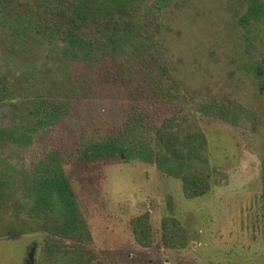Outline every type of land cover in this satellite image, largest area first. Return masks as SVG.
<instances>
[{
    "label": "trees",
    "instance_id": "1",
    "mask_svg": "<svg viewBox=\"0 0 264 264\" xmlns=\"http://www.w3.org/2000/svg\"><path fill=\"white\" fill-rule=\"evenodd\" d=\"M244 4L237 25L244 52L252 55L264 38V0ZM176 5L177 0H0V150L29 147L40 130L47 135L63 125L81 100L122 99L125 91L128 101L142 105L109 131L76 134L70 152L58 146L32 169L0 168V238L42 234L34 264H111L95 246L66 173L71 162L154 164L160 175L181 183L186 200L213 191L209 138L186 125L185 110L193 106L161 39L163 15ZM161 108L174 114L156 123ZM197 111L235 123L244 107L215 98ZM259 222L264 238V173ZM128 225L139 246H154L150 211ZM189 243L182 217L164 211L161 249L184 251Z\"/></svg>",
    "mask_w": 264,
    "mask_h": 264
},
{
    "label": "rangeland",
    "instance_id": "2",
    "mask_svg": "<svg viewBox=\"0 0 264 264\" xmlns=\"http://www.w3.org/2000/svg\"><path fill=\"white\" fill-rule=\"evenodd\" d=\"M244 10V0H177L162 18L161 39L170 69L193 106L185 110L186 125L204 131L210 141L207 174L213 191L209 195L186 200L181 183L160 175L154 164L117 161L83 166L71 162L65 166L95 246L111 264H264L259 222L264 173V38L252 55L244 52L237 25ZM123 93L122 99L78 101L63 125L47 135L40 130L29 147L1 149L0 168L32 169L58 146L70 152L76 134L120 126L129 112L142 107ZM215 98L238 102L244 112L235 123H226L197 111ZM173 114L161 108L156 123ZM151 134L154 137L153 130ZM145 211L151 213L155 234L152 248L139 246L128 225ZM164 211L182 217L189 249H161ZM41 240L39 234L0 238V264H27L28 254L32 250L35 258Z\"/></svg>",
    "mask_w": 264,
    "mask_h": 264
},
{
    "label": "water",
    "instance_id": "3",
    "mask_svg": "<svg viewBox=\"0 0 264 264\" xmlns=\"http://www.w3.org/2000/svg\"><path fill=\"white\" fill-rule=\"evenodd\" d=\"M27 264H34V256H33V252H32V250H31L30 253L28 254Z\"/></svg>",
    "mask_w": 264,
    "mask_h": 264
},
{
    "label": "crops",
    "instance_id": "4",
    "mask_svg": "<svg viewBox=\"0 0 264 264\" xmlns=\"http://www.w3.org/2000/svg\"><path fill=\"white\" fill-rule=\"evenodd\" d=\"M81 205V204H80ZM91 227V226H90ZM36 234H39V233H36ZM39 235H41V237L43 238V236H42V234H39ZM94 237V236H93ZM94 241H95V239H94ZM36 243L34 242V245H35ZM168 253V252H167ZM166 261V260H165ZM169 261V260H168Z\"/></svg>",
    "mask_w": 264,
    "mask_h": 264
}]
</instances>
